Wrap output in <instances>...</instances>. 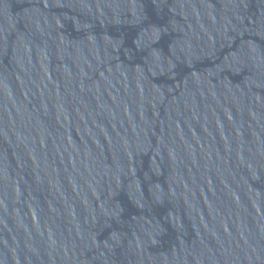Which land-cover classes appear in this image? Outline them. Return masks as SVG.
Wrapping results in <instances>:
<instances>
[{
	"label": "water",
	"instance_id": "obj_1",
	"mask_svg": "<svg viewBox=\"0 0 264 264\" xmlns=\"http://www.w3.org/2000/svg\"><path fill=\"white\" fill-rule=\"evenodd\" d=\"M0 264H264V72L212 0H0Z\"/></svg>",
	"mask_w": 264,
	"mask_h": 264
}]
</instances>
